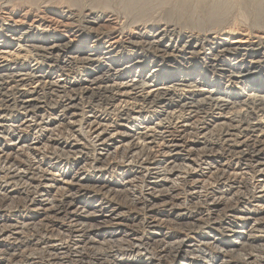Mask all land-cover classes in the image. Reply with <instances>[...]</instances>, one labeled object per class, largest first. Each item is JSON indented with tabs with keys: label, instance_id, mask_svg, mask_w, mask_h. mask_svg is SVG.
<instances>
[{
	"label": "bare ground",
	"instance_id": "6f19581e",
	"mask_svg": "<svg viewBox=\"0 0 264 264\" xmlns=\"http://www.w3.org/2000/svg\"><path fill=\"white\" fill-rule=\"evenodd\" d=\"M59 1L66 2L73 9L76 8L74 10L78 12L71 14L72 19L77 21L80 16H85L83 21H86L84 22L86 25L82 21L80 23L78 21L79 30L89 26L91 31L96 30L99 33L102 30L99 29V26L97 28L100 19L103 18L104 13L110 12L109 0H92V4L87 6L84 5L83 0ZM173 1L122 0L121 8L132 17L134 16L135 24L158 23L164 18L162 16H166L169 20L166 22L170 24L176 25L174 23L179 24L180 20H186L188 26L192 23L190 21L194 22L196 18L194 19V13L193 15L189 14L187 9L194 5H199L198 7L201 8L206 6L207 11H203L206 13L205 22L207 20V24L210 23L211 26L218 28L221 27V24L226 23L229 11L232 10L230 9L231 4L229 5L230 0H177L172 9L166 10L168 14L162 15L161 19L157 18V11L154 13L157 17H153V9H164ZM29 2L32 4L34 1L29 0ZM16 3L20 4L19 1ZM253 3L256 10L253 11L257 13V15L254 14L257 19L254 17L253 20L256 19L257 21H255L260 23L259 20L264 17V0H254ZM244 15H241V19L245 21ZM165 20L163 19V21ZM174 20H178L179 23ZM199 23H192V26L201 31L203 26L201 24V27ZM258 23H254V25L260 27ZM262 23L264 21H261V25ZM171 25L169 26L171 27ZM251 25L253 26V23ZM166 28L153 36L159 40L157 48H154L156 42L145 41L146 48H154L158 52V56L154 58L156 60L149 63V66H144L147 63V57L142 55H138L136 60L126 58L122 62L117 58H109L106 59V63L98 64L93 54L88 53L87 56L82 57V53V55L72 53V56H68V54L66 55L67 49L64 50L62 56L71 60L58 61L61 54L58 53L57 45L52 47L34 46L33 50L37 55L31 66L23 67L21 65L18 67L17 64L23 63L17 61L15 62L17 64H14L15 68H9L6 75L0 74V89L5 92L0 104V167L1 169L2 166L11 167L9 170H13L11 173H7L4 181L0 182V213L3 212L1 208L4 201H12L15 197H24L30 200L33 199L31 198L32 192L37 196L40 191L39 199H33L28 204V209L30 208L32 212V219L48 222L53 218H59L63 222L65 221L62 225L48 224L43 227H38L40 224L33 225L34 222L21 225L17 221L13 224L14 226L11 225L12 231L8 230L9 228L8 231L5 230L6 227L5 229L0 228V264H56L55 261H62L67 257L72 258V264H264V94L250 92L251 94L246 97H242L243 95L240 96V94L235 95L229 82L227 87L214 85L209 86L210 90H199L197 88L200 87L202 81L192 80L193 83H191V79H187L188 76H182L180 83H176L178 87L171 86L173 82H170V86L150 91V87L147 88L148 86L141 82L142 79L158 78L159 73L163 72L174 55L182 56L179 57L187 63L194 60L204 49L201 41L194 48L187 46L183 47L184 49L181 48L182 50L169 46L160 47L161 41L165 40V35L176 32L173 27L171 30ZM174 28L176 27L174 26ZM219 31H221L220 28L214 30V33ZM3 34L0 35V39H2L0 40V50L9 46L6 43L7 40L4 39L6 35ZM134 42L136 44V41ZM215 44L220 46L218 43ZM215 44H212L213 48H209V51L214 53V57L218 60L205 62L207 68L213 72L229 73L228 81L234 84L251 86V88L264 85V65H259L253 60L259 51L252 50L251 53L245 51L234 54L239 50L224 47L219 54V51H214ZM27 50L25 51L27 52ZM51 55L55 56V61H51ZM238 55H242L245 60L251 59V61L249 60L250 64L243 65L242 63L246 62L243 61V58L241 59L243 62L240 64L234 62V64L228 65L227 61H224L230 57L238 58ZM261 55L264 58V53ZM79 60L90 64L97 63V69L102 70V76L92 74L88 79L83 80L85 83H81V89H83L86 98L93 101L96 98L104 97L105 101L109 103L108 105L111 104L109 110L122 119L120 120L122 124L112 121L109 124H102L103 122L97 121V118L92 114L85 119L81 116L82 113L78 114V107L81 105L79 104L80 97L74 93L70 94L72 96L68 95L71 87L66 85L64 78L57 82L52 80L51 76L56 69H62L66 73L67 71L71 72L70 62L75 61L74 63H76ZM6 67L7 64H0V73L1 70L5 72ZM138 67L142 68V71L140 76H136L138 77L136 80L133 79L135 75L131 77V74H134ZM146 68H150L149 72L152 73L149 74V78L144 77ZM125 71L126 73H124ZM104 73L109 75L111 82L114 81L112 86H110L111 84L102 86ZM95 74L97 73L95 72ZM152 87H156V85ZM181 87L183 88L181 89ZM57 93L62 94L59 96L60 99L55 98ZM165 105H172L173 110H170L172 113H167V111L166 116L160 115L158 109ZM58 108L60 110L56 114L55 111ZM178 108H180V112L176 111V109L179 110ZM207 110H212V113L214 111V115H217L216 119L220 121L219 124L216 123L219 125V130L216 132L210 130L211 126L209 127L206 122L198 121L199 123H197L200 115H202L201 118L207 117L209 113ZM242 110H251L253 122L246 124L249 122L245 123L244 121L243 123L242 119L247 117H241ZM255 110L261 115L258 114L254 117ZM14 113L19 115L20 119L15 123L8 124L9 117ZM147 113H153L154 117H158V119L162 116L164 120H169V114L172 118L176 116L173 128L171 127L173 132H170L171 130L167 132L154 131L156 130L154 129L153 131L138 132L134 136L133 130L132 132L126 130L127 132L119 134L121 140H116V134L113 133L112 128L121 127L122 129L125 117L131 119V116L141 117ZM231 115L234 117H230ZM48 116H52V118H47ZM66 116L70 119L66 123L68 122L69 124H67L72 129L77 128V131L84 137L89 138L90 135L96 145L93 144L94 151L92 153L89 151L91 157L94 158H91V161H86L83 154L88 153L85 148L89 145L83 147L82 142H63L61 141L63 138L60 140L61 143H55L56 146L50 153L51 157L48 156V158L55 160L54 163L67 160L66 162L73 167L69 170L70 173L64 175V173L53 172V167H46L44 160L37 162V158H34L33 161L31 157H34L35 151L40 150L38 144L34 142L36 139L30 141L20 134L24 128L36 129V131L42 130L41 133L45 138V136H49V133L52 135L54 129L57 128L52 127L53 123H59L60 127L66 126L63 120ZM237 118L242 119L237 120ZM164 120H159L160 123L154 124L158 128L166 129L165 124H162ZM165 123L168 124V122ZM84 126L88 127V131ZM142 129H149V126H142ZM190 131L195 132L196 136L193 134L195 137L192 141L184 142V135ZM66 133L68 132L66 131ZM214 133H218L216 137H214ZM9 137H11L10 142L8 141ZM86 140L89 143L91 141ZM120 150L126 151L128 155V160L124 162V165L122 164L127 175L124 176L121 183L106 181L103 175L108 170V157ZM103 151H107L106 154ZM18 158L21 161L25 160L24 164L20 163ZM74 164L80 166L75 168ZM34 166L41 171V176L29 178L27 174L30 173V170L34 172L33 175H37ZM2 172L4 173V171ZM23 182H27V186H22ZM139 182H141V186ZM139 186L140 190H138ZM122 192L129 193L134 204H140L139 216L133 214L132 210L130 212L119 211L120 209L116 208L114 203L111 204L114 198L112 194H121ZM59 193H61V200L57 201L54 195ZM137 193H139L138 197ZM87 195H90L89 198L86 197ZM109 199L111 201H108ZM11 220L1 219L0 224L8 225L7 223ZM67 221H69L68 225H66ZM27 226L33 228L35 232L36 228L40 229L35 233L34 241L31 238L32 242L24 241L25 227ZM30 246H34V249L31 248L27 254L23 249Z\"/></svg>",
	"mask_w": 264,
	"mask_h": 264
},
{
	"label": "rangeland",
	"instance_id": "374dc122",
	"mask_svg": "<svg viewBox=\"0 0 264 264\" xmlns=\"http://www.w3.org/2000/svg\"><path fill=\"white\" fill-rule=\"evenodd\" d=\"M10 1V2H9ZM16 1L20 2L19 3H16ZM23 1V2H22ZM27 1V2H25ZM31 1V0H30ZM32 1H36L35 3L32 2V4H30L29 0H0V35L3 34L4 32V36H5V40L6 43L9 44V46L6 48V49H2L0 50V64L3 65V63L7 64V67L5 68V72L3 70H1V73L0 74H3V75H6V73H8V69L11 68V67H14V64H17L15 62L17 61H21V63L23 64H17L18 67H20L21 65L23 67L25 66H31L34 62H35V58H36V55L37 53H35V51L33 50L34 49V46H48V47H52V46H56L57 50H58V53L61 54V58H58V61H67V60H71L70 58H66V57H63L62 54L65 52L64 50L67 49L66 52V55L68 54V56H72L73 54H76V55H82V57H85L88 55V53L90 54H93L95 55L94 58L97 60L96 62H98V64H101V63H106V59H109V58H117L118 61H124L126 58H129L130 60H136L138 59L137 56L138 55H142V56H146L147 58V63L144 64V66H149L148 64L153 62L154 59L156 56H158V52L154 49V48H157V45H159V40L158 38H154L153 36H155L157 33L160 32V30H162L163 28L165 29H168V30H171L172 27L173 29H175V31L177 32H173V33H168L167 35H165V40L163 39L160 44V47H166V46H169V47H172L173 49H178V50H182L184 49L185 47L187 46H192L193 48L199 43V41H201V43L203 44V51L201 53H199V55L196 56V58L192 61H189L187 63L183 62L182 59L180 57L182 56H173L172 59L170 60V62L167 64L168 66L165 67L163 69V72H160L159 75H158V78H151V79H142L139 80L141 81L143 84L145 83L150 89V91H153L152 89L156 90L157 88H164L166 86H170V82H173L172 85H176V83H180V79L182 80V76H188L189 78L187 79H191V83H193V81L195 80H200L202 81V84L200 85L199 90H210L209 86H219V87H227L230 83V86L232 89V91L235 93V95H239L242 96V97H246V96H249L251 93H261V94H264V85H261V86H258V87H255V88H251L250 87H246V86H242L240 84H234V83H231V81H228L229 80V73H226V72H213L211 71L210 68H207L206 67V64L205 62H210V61H215V60H218L217 58L214 57V53H211L209 51V48H213V45L212 44H215V43H218L220 44V46H217L215 44V52H218L219 54H221L220 52L225 48H228V49H237L239 51H237L236 53L234 54H238V53H244L245 51H251L254 50V51H259L257 52V56L254 57V61L257 62L259 65H264V58H262L261 54L264 53V23H262L261 25V21H264V17L261 18V20H259L260 23L256 22L257 18L255 15H257V13L255 12L256 10L254 9V0H227L229 1V5L231 6L229 12V15L227 16L228 18L226 19V23L221 24V27H219L221 29V31L219 32H216L214 33V30L216 29H219L218 27H213L211 26V24H207V20L205 22L204 19H206V9L207 7L204 6V7H198L197 5H194L193 7H190L187 9V12L189 11L190 13L189 14H192L194 13L193 15V18L195 19V21H190L192 22L193 24L195 22H197V24L199 22V25L203 26V29L201 30H198L196 29L197 27H193L192 26V23L191 25L186 24V20H180L178 22V20H174V22H178L179 24L177 23H174L176 25H173V23H168L166 21H169L168 18H166V16H162V15H166L168 14V11L166 12V10H170L172 9V6H174V3L177 2V0L173 3H171L169 6H167L166 8L161 9L163 10V12L161 11V9L159 10V8H155L153 9V17H158L159 19H161V16L162 18L165 20L163 21L160 20L158 21V23L156 24L155 22H145V23H134V20H133V17L132 15L126 13L127 11H124L122 7V0H109V4H110V12H108L107 14L104 13V16H102L103 18L100 19L99 21V24L97 25V28L98 26L100 27L99 29H102L99 33L98 31H91L90 27L87 26L85 27L84 29L82 30H79V24H78V21L80 23V21H82L83 24L86 25V21H83L84 20V17L85 16H80V19H78L77 21L75 19H72L71 18V14L74 13V12H78L77 10H74L76 8L73 9V7H71L69 4L67 5L66 2H61L59 0H32ZM38 1V2H37ZM41 1V2H40ZM51 1V2H50ZM92 0H83L84 2V5H89V4H92L91 3ZM95 1V0H94ZM124 1V0H123ZM251 1V2H250ZM50 2V3H49ZM60 2V3H58ZM24 3V5H23ZM65 3V4H64ZM88 3V4H87ZM15 4V5H14ZM35 6H34V5ZM252 4V5H251ZM19 5V6H18ZM120 5V7H119ZM118 6V7H117ZM171 6V7H170ZM36 7V8H35ZM234 7V8H233ZM201 9H204V10H201ZM30 10V11H29ZM114 10V11H113ZM200 10V12H199ZM255 10V11H253ZM125 13H124V12ZM156 12V14H154ZM159 11V12H158ZM193 11V12H192ZM199 13H198V12ZM202 11V12H201ZM205 11V12H203ZM165 12V13H164ZM192 12V13H191ZM160 13V14H159ZM115 14V15H113ZM126 14V15H125ZM132 17L130 19V17ZM200 14V15H199ZM240 14V15H239ZM245 14V21L244 19H241V15ZM78 15V13H77ZM106 15V16H105ZM125 15V16H124ZM201 16V17H200ZM109 17V18H108ZM126 17V18H125ZM129 17V18H128ZM240 17V18H239ZM256 18L253 20V18ZM44 18V19H43ZM128 18V19H127ZM236 18V19H235ZM130 19V20H129ZM198 19V20H197ZM199 19L203 20V21H199ZM236 22H235V20ZM247 19V20H246ZM57 20V21H56ZM75 20V21H73ZM230 23H229V21ZM249 20V21H248ZM256 20V21H255ZM123 21V22H122ZM132 21V22H131ZM183 21V22H182ZM234 21V22H233ZM255 21V22H254ZM108 22V23H107ZM127 22V23H126ZM185 22V23H184ZM205 22V23H204ZM149 23V24H148ZM152 23V24H151ZM155 23V24H154ZM237 25H235V24ZM253 23V26L257 29H255L251 24ZM258 23V25H260V27H257L255 25ZM32 24V26H31ZM133 24V25H132ZM139 24V25H138ZM167 26H166V25ZM171 25V27L169 25ZM184 24V25H183ZM187 26V29H186V26ZM34 25V26H33ZM77 25V26H76ZM105 25V26H104ZM123 25V26H122ZM130 25V26H129ZM132 25V26H131ZM136 25V26H135ZM153 25V26H152ZM232 25V26H231ZM2 26V27H1ZM65 26V27H64ZM174 26L176 28H174ZM185 26V27H184ZM201 26V27H202ZM214 26H217V25H214ZM246 26V27H245ZM31 27V28H30ZM34 27V28H33ZM89 27V28H88ZM125 27V28H124ZM127 27V28H126ZM184 27V28H183ZM209 27V29H207ZM249 27V28H248ZM18 28V29H17ZM96 28V29H97ZM115 28V29H113ZM118 28V30H117ZM124 28V29H123ZM144 28V29H143ZM178 28V29H177ZM193 28V29H192ZM205 28V29H204ZM5 29V30H4ZM45 29V30H44ZM105 29V30H104ZM122 29V30H121ZM180 29V30H179ZM207 29V31H205ZM211 29V31H209ZM214 29V30H213ZM24 30H26L25 33ZM107 30V32H106ZM112 30V31H111ZM121 30V31H120ZM124 30V31H123ZM148 30V31H146ZM194 30V31H193ZM204 30V31H203ZM231 30V31H230ZM233 30V31H232ZM10 31V32H9ZM15 31V32H14ZM88 31V32H87ZM179 31V32H178ZM2 32V33H1ZM13 32V33H12ZM21 32V33H20ZM24 32V33H23ZM36 32V33H35ZM120 32V33H119ZM149 32V33H148ZM199 32V33H198ZM206 32V33H205ZM16 33V34H15ZM23 33V34H22ZM104 33V34H103ZM179 33V34H178ZM218 33V34H217ZM149 34V35H148ZM205 34V35H204ZM22 35V36H21ZM29 35V36H28ZM107 35V36H106ZM171 35V36H170ZM178 37H177V36ZM192 35V36H191ZM25 36V37H24ZM37 36V37H36ZM142 36V37H141ZM21 37V38H20ZM180 37V38H179ZM186 37V38H185ZM16 38V39H15ZM31 38V39H30ZM152 38V39H151ZM154 38V39H153ZM200 40H199V39ZM19 39V40H17ZM27 39V40H26ZM179 39V40H178ZM189 39V40H188ZM2 40V39H0ZM39 40V41H38ZM55 40V41H54ZM98 40V41H97ZM129 40V41H128ZM157 40V41H155ZM204 40V42H203ZM210 40V42H209ZM32 41V42H31ZM49 41V44H47V42ZM51 41V42H50ZM136 41V44L135 42ZM138 41V42H137ZM149 42V41H154L156 42V46L154 48H146V42ZM209 43H208V42ZM212 41V42H211ZM214 41V42H213ZM45 42V43H44ZM60 42V43H59ZM133 42V43H132ZM142 42V43H141ZM197 42V43H196ZM1 43V42H0ZM20 43V44H18ZM63 43V44H62ZM138 43V44H137ZM11 44V45H10ZM26 46H25V45ZM28 44V45H27ZM31 44V45H30ZM47 44V45H46ZM53 44V45H52ZM60 44V46H59ZM62 44V45H61ZM94 44V45H93ZM195 44V45H194ZM262 44V46H261ZM22 45V46H21ZM33 45V46H32ZM67 45V47H65ZM185 45V46H184ZM208 45V46H207ZM20 46V47H19ZM25 48H24V47ZM130 46V48H129ZM180 46V47H179ZM217 46V47H216ZM223 46V47H222ZM258 46V47H257ZM22 47V48H21ZM65 47V48H64ZM69 47V48H68ZM143 47V48H142ZM184 47V48H183ZM220 47V48H219ZM80 48V49H79ZM132 48V49H131ZM139 48V49H138ZM182 48V49H181ZM191 48V47H190ZM253 48V49H252ZM28 49V50H27ZM61 49V50H60ZM73 49V50H72ZM126 49V50H125ZM145 49V50H144ZM154 49V50H153ZM222 49V50H221ZM258 49V50H257ZM27 50V52L25 51ZM94 50V51H93ZM123 50V51H121ZM130 50V51H129ZM241 50V51H240ZM31 53H30V52ZM118 51V52H117ZM148 51V52H147ZM243 51V52H242ZM106 52V53H105ZM116 52V53H115ZM142 52V53H141ZM153 52V53H152ZM73 53V54H72ZM82 53V54H81ZM209 53V54H208ZM31 54V55H30ZM33 54H35L34 56H32ZM57 54V52H56ZM115 55V56H114ZM209 57H208V56ZM211 55V56H210ZM6 56V59H4ZM28 56V57H26ZM30 56V57H29ZM136 56V57H135ZM239 57L236 58V57H230L229 59L226 58L224 61H227L228 65L230 64H234L237 63V64H240V62H243V61H246L245 63L243 62L242 64H247L249 65V60L251 61V59H247L245 60L243 58L242 55H238ZM9 57V58H8ZM132 57V58H131ZM8 58V59H7ZM20 58V59H18ZM32 58V59H31ZM207 60H206V59ZM210 58V59H209ZM215 58V59H214ZM244 59L243 61L241 59ZM15 61H14V60ZM50 59L51 61H55L54 59L55 56L54 55H51L50 56ZM228 59V60H227ZM9 60V61H7ZM99 60V61H98ZM198 60V61H197ZM200 60V62H199ZM205 60V61H204ZM235 60V61H234ZM252 60V61H253ZM6 61V62H5ZM237 61V62H236ZM33 62V63H32ZM70 62V61H68ZM75 61H71L70 63V71L71 72H68L66 73V71H63L62 69H56V71L54 72V74L51 76L52 80H56L57 81H61V79L65 80V83L66 85H68V87L70 86L71 88L69 89L70 92L68 93L69 96H72L70 95L71 93H74L76 94L77 97H80V100H79V112L78 114H81V116L88 118V115L90 116L91 114L94 115L96 118H97V121H100L102 124H109V122H116V123H120L122 124V119H119V117H117V115L115 116V113H111V111L109 110L110 107H111V104L108 105L109 103L106 102L105 98L104 97H100V98H96L94 99L93 101L89 100L86 98V95L83 93V89H81V83H85L83 82V80L85 79H88L89 76H91L92 74L93 75H98V76H102V73H101V69H97V66L98 64L95 63V64H90V63H87V62H81L80 60L77 61L76 63H74ZM208 62V63H209ZM10 63V64H9ZM20 63V62H19ZM97 64V65H96ZM221 64V63H220ZM225 64V63H223ZM11 65V66H10ZM78 65V66H77ZM96 65V66H95ZM10 66V67H9ZM88 66V67H87ZM17 67V68H18ZM73 67V68H72ZM76 67H77V70H76ZM152 67V66H151ZM15 68V67H14ZM80 68V70H79ZM207 68V69H206ZM227 68V67H226ZM95 69V70H93ZM149 69L150 68H146L144 71V77L146 78H149V74H152L151 72H149ZM75 70V71H74ZM179 70V71H177ZM193 70V71H192ZM63 71V72H61ZM91 71V72H90ZM142 71V68H136L135 69V73L134 74H131V77H133V79H136L138 80V77L136 76H140V72ZM78 72V73H77ZM95 72L97 74H95ZM165 72V73H164ZM177 72V73H176ZM181 72V73H180ZM57 73V74H56ZM62 73V74H61ZM71 73V74H70ZM82 73V74H81ZM126 73V71L124 72ZM210 73H213V74H210ZM218 73V74H217ZM226 73V75H225ZM59 74V75H58ZM69 74V75H68ZM206 74V75H205ZM59 77H58V76ZM74 75V77H73ZM105 75V73H104ZM128 75V74H127ZM193 75V76H192ZM223 75V76H222ZM72 76V77H71ZM130 76V75H129ZM213 76V77H212ZM171 77V78H170ZM223 77V78H222ZM104 80H103V83H102V86H109V84H111L110 86H112L114 83L110 81L109 79V75H105L103 76ZM107 78V79H106ZM166 78V79H165ZM212 78V79H211ZM215 78V79H214ZM171 81H170V80ZM208 79V81H207ZM179 80V81H178ZM193 80V81H192ZM227 80V81H226ZM155 81V82H154ZM226 81V82H225ZM71 82V84H70ZM75 82V83H74ZM79 82V83H78ZM229 82V83H228ZM175 83V84H174ZM153 85H156V87H152ZM163 85V86H162ZM165 85V86H164ZM178 87V85H176ZM204 86V87H203ZM202 87V88H201ZM1 88V87H0ZM73 88V89H72ZM75 88V89H74ZM183 87H181L182 89ZM247 88V89H246ZM250 88V89H249ZM0 89V104L2 102V99L4 98V95H5V92ZM72 90V91H71ZM255 90V91H253ZM74 91V92H73ZM76 91V92H75ZM82 91V92H80ZM260 91V92H259ZM251 92V93H250ZM3 95V96H2ZM58 95V96H57ZM62 95L61 93H57L55 94V98L58 99L59 96ZM67 95V97H69ZM83 97V98H82ZM238 97V96H237ZM241 97V98H242ZM2 98V99H1ZM60 99V98H59ZM99 101H98V100ZM89 100V102H88ZM102 103H101V102ZM83 102V103H82ZM84 102H88V103H84ZM99 102V103H98ZM98 104H102V105H98ZM84 105V107H83ZM89 105V106H88ZM93 105V106H92ZM106 105V106H105ZM125 105V104H124ZM123 105V106H124ZM91 106V107H90ZM99 106V107H98ZM109 106V107H108ZM172 105H165L163 106L162 108L158 109V112H160V115H164L166 116L167 113H172L171 111L173 110L171 108ZM91 108V109H90ZM162 109V110H161ZM166 109V110H165ZM179 110L176 109L177 112H180V108H178ZM59 108L55 111L56 114L59 113ZM105 110V111H103ZM171 110V111H170ZM88 111V112H87ZM93 111V112H92ZM95 111V112H94ZM102 111V112H101ZM168 111V112H167ZM209 113L207 115V117L205 118H201L202 115H200L198 117V120H197V123L199 122H206L207 124H209V127L213 126L212 128L210 127V130L212 129L214 132L218 131L219 130V124L220 121L217 118V115H214V111L212 113V110H207ZM245 111V110H244ZM244 111L242 110L240 112V115H242L241 117L244 118V117H247V118H237V120H243V123L245 121H248L249 123H246V124H250L251 122H253V116H251V114H253L251 112V110H248V111ZM106 112H110V113H106ZM167 112V113H166ZM243 112V114H242ZM247 112V114H246ZM100 113V114H99ZM106 113V115H105ZM113 114V115H112ZM151 116H150V115ZM147 113L143 116H131V119L125 117L124 121H123V125L124 127L121 129V127H116L115 129L112 128V131L113 133L116 134V140H121V137L119 134L120 133H124V132H127V131H131L133 130V133H134V136H136V133L140 132H145V131H165L167 132L168 130H171L170 132H173L172 131V125L173 123L176 121L175 118L176 116H174V118H172V116L169 114V120L166 119L164 120L162 118V116H160V118L158 119V117H154V114L153 113ZM259 113H257V111L255 110V113H254V117L258 116ZM213 115V116H212ZM235 115V114H234ZM238 115V114H236ZM261 115V114H259ZM210 116V117H209ZM249 116V117H248ZM251 116V117H250ZM109 117V118H108ZM116 117V118H115ZM138 117V118H137ZM230 117H234V116H230ZM13 118V119H12ZM47 118H52V116H48ZM69 117L66 116L63 118V120L65 121V124L66 126L63 125V127H60V124L59 123H53V126L54 128V131L52 132V135H50L49 133V136H45L44 138V134L41 133L42 130H37L36 129H22L24 130L23 132H21L22 136H24V138L28 139V140H35L34 142L36 144H38V147L40 150L38 151H35V155L34 157H31L32 160L34 158H37V162L38 161H42L44 160L45 161V166L46 167H50L52 168L53 167V172L55 173H64V175L67 173H70L69 170H71L72 165H70L69 163H67L65 160V162L61 161V162H55V160L51 159V154L53 152V147L56 146L55 143H61V141L65 142V141H69L70 143H81L83 144V147L87 146L85 149L87 150V154H83V157L86 159V161H91L92 159L91 158H94V157H91L92 155L90 153H92L94 151V145L95 144V141L92 140L93 138H90V135H89V138L87 137H84V135L82 133H80L79 131H77V128L74 130L70 127V125H68L70 119H66ZM81 118V117H80ZM107 118V120H106ZM119 120H118V119ZM137 118V119H136ZM146 118V119H145ZM171 118V119H170ZM249 118V119H248ZM252 118V119H251ZM11 119V120H10ZM20 119L19 115L17 114H13L11 117H9L8 119V124H12V123H15L16 121H18ZM103 119V120H102ZM112 119V120H111ZM129 122H128V120ZM133 119V120H132ZM204 119V121H203ZM247 119V120H246ZM264 119V118H263ZM262 119V120H263ZM102 120V121H101ZM116 120V121H115ZM118 120V121H117ZM159 120H164L165 122H168L165 123L163 121V125L165 124L164 127H166V129H161V128H158L156 127L155 124L157 123H160ZM66 121H68L66 123ZM174 121V122H173ZM199 121V122H198ZM209 121V122H208ZM211 121V122H210ZM214 121V122H213ZM264 121V120H263ZM171 122V123H170ZM213 122V123H212ZM133 123V124H132ZM144 123H148V124H144ZM150 123V124H149ZM155 123V124H154ZM217 123V124H216ZM264 123V122H263ZM126 124V125H125ZM144 124V125H143ZM216 126H215V125ZM59 125V126H58ZM149 126V129H142V126L146 127V126ZM69 126V127H68ZM126 126V127H125ZM154 126V128H153ZM172 127V128H171ZM60 128V129H59ZM68 128V129H67ZM84 128L88 131V127L87 126H84ZM119 128V129H118ZM132 128V129H130ZM158 128V129H157ZM58 129V130H57ZM125 129V130H124ZM135 129V130H134ZM26 130V131H25ZM85 130V131H86ZM120 130V131H119ZM127 130V131H126ZM142 130V131H141ZM144 130V131H143ZM66 131L68 133H66ZM71 131V133H70ZM29 132V133H28ZM33 132V133H32ZM58 132V133H57ZM61 132V133H60ZM79 132V133H78ZM56 135H55V134ZM63 133V134H62ZM29 134V135H28ZM54 134V135H53ZM59 134V135H57ZM193 134L196 136V133L193 132V131H190V133H187L185 134V139H183L184 142H190L193 140V138L195 136H193ZM218 133H214V137H216ZM64 135V136H63ZM66 135V136H65ZM70 135V137H69ZM79 135V136H78ZM83 135V136H82ZM39 136V137H38ZM59 136H61L59 138ZM75 136V137H74ZM77 136V137H76ZM12 137V136H11ZM11 137H9L8 141L10 142L11 141ZM32 137V138H30ZM35 137V138H34ZM118 137V138H117ZM54 138V139H53ZM56 138V139H55ZM58 138V139H57ZM63 138V139H62ZM79 138V139H78ZM84 138V139H82ZM89 139L91 140L90 143L88 142V140L86 139ZM168 138H171V137H168ZM167 138V139H168ZM188 138V140H187ZM190 138V140H189ZM62 139V140H61ZM70 139V140H68ZM82 139V140H81ZM38 140V141H37ZM44 140V141H43ZM48 140V141H47ZM50 140V141H49ZM61 140V141H60ZM72 140V141H71ZM170 141V139H168ZM60 141V142H58ZM94 141V143H93ZM116 141V142H117ZM129 142V140H126ZM126 142V143H128ZM45 144V146L43 147V145ZM49 143V144H48ZM85 143V144H84ZM47 144V145H46ZM51 144V145H50ZM92 144V145H91ZM94 144V145H93ZM117 144V143H116ZM41 145V147H40ZM90 147V148H89ZM50 150V152H49ZM45 151V152H44ZM90 151V153H89ZM41 152V153H40ZM56 152V151H54ZM107 151H103V153L106 154ZM118 153H122V154H118ZM40 158H39V157ZM48 156H50L48 158ZM127 153L126 151L123 152V150L115 153L114 155H111L108 157V163H109V166L107 167V171H105L106 173H104L103 177H104V180L106 181H111V182H119L121 183L122 179L124 178L125 175H127V171H125L123 168V165H124V162L126 160H128V157H127ZM53 157V156H52ZM114 157V158H113ZM116 157V158H115ZM124 157V158H123ZM126 157V158H125ZM43 158V159H42ZM113 158V159H112ZM141 158V157H140ZM49 159V160H47ZM35 160V159H34ZM33 160V161H34ZM18 161H21L19 158H18ZM53 163H52V162ZM113 161V163H111ZM122 161V162H121ZM25 160L24 161H21L20 163H23L24 164ZM48 162V163H47ZM50 162V163H49ZM118 162V163H117ZM120 162V164H119ZM61 163V164H60ZM73 163V162H72ZM123 164V165H122ZM53 165V166H52ZM83 165V164H82ZM81 165V166H82ZM80 166V165H79ZM78 164H74V167H79ZM114 166V167H113ZM117 166V167H116ZM2 166V169L0 167V182L1 181H4V178L9 174L11 173L13 170H9L11 167H4ZM35 167V166H34ZM33 167V168H34ZM36 169V167L34 168ZM88 169V167H87ZM118 169V170H117ZM4 171V173L2 172ZM59 171V172H58ZM62 171V172H61ZM122 171V172H121ZM30 173H28V177L29 178H36L37 176H41V171L37 168L35 173L37 175H33L34 172L32 170L29 171ZM8 173V174H7ZM30 175V176H29ZM35 176V177H34ZM107 176V177H106ZM117 176V177H116ZM116 177V178H115ZM38 179H40V177H38ZM118 179V180H117ZM27 183V182H26ZM25 182L22 183V186H27ZM141 182H139L140 184ZM26 184V185H25ZM141 186V184H140ZM140 186L138 188V190H140ZM40 191L38 192V195H34V193L32 192L31 194V198H33L34 200H38L39 199V196H40ZM55 194V193H54ZM128 194V195H127ZM139 193H137V197H138ZM35 196V197H34ZM90 195H87L86 197L89 198ZM112 196H114L113 200L111 201V199H109L108 201H111V204L114 203L115 207L116 208H119L120 210L119 211H122V212H130V210H132L133 214H137L138 216L140 215V211H141V206L140 204H134L132 201V197L130 196L129 193H121V194H112ZM130 196V197H129ZM23 198V199H22ZM54 198L59 201L61 200V193L59 194H56L54 195ZM59 198V199H58ZM86 198V199H87ZM33 199H30L29 198H24V197H15L12 201L8 200V201H4V205L3 207L1 208L2 209V213H0V220L1 219H12L11 222H8L6 224H0V228H3L7 230H10L12 231V226H14L13 224H15L17 221L21 223V225L23 224H30L32 222H34L33 225H39L38 227H43L44 225H62L64 224V222L59 219V218H53L51 219L50 221L48 222H41L40 220H33L32 218V212L30 210V208L28 209V204H30L29 201L33 200ZM25 200H27L28 202H24ZM138 201V200H137ZM7 202V203H6ZM116 202V203H115ZM12 203V204H11ZM18 204V205H17ZM27 204V205H25ZM7 205V206H6ZM16 205V206H15ZM135 205V206H134ZM14 206V208H13ZM24 206V207H23ZM137 206V208H136ZM7 207V209H6ZM12 209H11V208ZM125 207V208H124ZM140 207V209H139ZM16 208V209H15ZM25 209V210H24ZM7 210H10V211H7ZM5 211V212H4ZM14 211V212H13ZM20 211V212H19ZM137 211V212H136ZM10 212H13V213H10ZM19 212V213H18ZM139 212V213H138ZM5 213V214H4ZM12 214V215H11ZM9 216V217H8ZM14 216V217H13ZM18 216V217H17ZM4 217V218H3ZM31 218V219H30ZM15 219V220H14ZM38 221V223L36 222ZM61 221V222H59ZM23 222V223H22ZM28 222V223H26ZM41 222V223H40ZM63 222V223H62ZM69 221H67V224ZM45 223V224H43ZM58 223V224H57ZM42 224V225H41ZM12 225V226H11ZM21 225H18V226H21ZM30 226H27L25 227V234H24V241L27 242H32L34 241L35 239V236L36 235L35 233L39 232L40 229L36 228V232L34 231L33 228H29ZM7 230V231H8ZM28 230V231H27ZM32 231V233H31ZM28 235V236H27ZM23 236V234H22ZM30 236V237H29ZM30 238V239H29ZM31 238L33 239L31 241ZM37 238V237H36ZM20 242V241H18ZM33 245V244H32ZM34 246H30L28 248H24L23 250L27 252V254H29V251H31V248H33ZM34 249V248H33ZM32 249V250H33ZM71 257H67L65 259H63L62 261H55L54 263L56 264H72L71 263ZM58 262V263H57ZM63 262V263H61Z\"/></svg>",
	"mask_w": 264,
	"mask_h": 264
}]
</instances>
